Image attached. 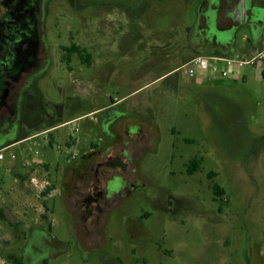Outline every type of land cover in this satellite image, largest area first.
<instances>
[{
  "label": "rangeland",
  "instance_id": "374dc122",
  "mask_svg": "<svg viewBox=\"0 0 264 264\" xmlns=\"http://www.w3.org/2000/svg\"><path fill=\"white\" fill-rule=\"evenodd\" d=\"M135 1L142 45L112 35L117 26L101 18V0H49L50 65L24 91L18 144L0 160V206L20 187L29 191L17 174L35 169L40 183L56 180L72 156L80 159L92 144L100 145L106 139L100 122L112 109L157 132L139 167L148 184L108 211L105 236L92 251L77 244L61 198L47 201L48 211L41 207L43 195L37 199L32 191L34 206L23 203L14 211L25 235L51 227V236L65 245L51 264H264V76L246 67L238 80L190 78L180 69L185 62L179 63V53L166 59L160 49L169 43L189 47L204 0H145L146 8ZM73 38L96 62L89 68L73 61L71 73L62 49ZM252 40L251 29L242 27L231 56L248 57ZM32 159L41 166L25 168ZM194 160L199 170L191 174ZM155 189L166 191L174 206H155L147 196ZM14 236L10 221H0V264H12Z\"/></svg>",
  "mask_w": 264,
  "mask_h": 264
},
{
  "label": "flooded vegetation",
  "instance_id": "af4514ba",
  "mask_svg": "<svg viewBox=\"0 0 264 264\" xmlns=\"http://www.w3.org/2000/svg\"><path fill=\"white\" fill-rule=\"evenodd\" d=\"M141 1L144 8L149 7L145 0ZM48 2L0 0V141L9 138L8 146L18 144L12 140H18L19 136L24 91L32 86L36 76L46 73L50 65L45 32ZM101 3L105 7V15L101 18L111 20V25L117 26L111 28L112 35L120 36L125 43L134 41L142 45L143 37L134 25L139 16L133 15L139 14L134 11L138 3L135 0H101ZM198 12L197 21L190 30L189 47L178 44L172 47L171 43L162 46L160 50L166 59L171 57V51L179 53L180 64L199 56L225 57L234 53L236 35L242 27L251 29L252 42L256 35L264 32V2L260 0H204ZM75 40L73 38L69 48L62 49L71 73L74 71L73 61L89 68L96 62L90 49ZM132 118L129 114L107 109L106 117L100 122L106 139L100 145L92 144L82 158L72 156L71 165L56 180L46 172L52 181L40 183L32 176L35 169L29 174H17L19 185L18 178H21L27 182L25 188H30L29 191L20 187L8 195L9 201L3 200L0 206V221L6 219L14 228V243L18 251L8 256L12 264H51L60 252L58 249L65 246L51 236V227L35 229L28 236L22 231L21 221L17 219L19 213L15 211L23 203L27 207L29 201L34 200L32 191H35L37 199L43 195L45 201L41 207L48 211L47 201L56 195L61 198V205L70 217L81 249L82 245L86 251L101 246L108 211L120 200L132 196L134 190H141L148 184L139 167L149 144L157 143L158 135L143 121L134 123ZM74 144L66 143L68 147ZM24 166L37 168L31 164ZM148 194V199L161 209L168 210L174 206L166 191L155 189ZM32 206L34 204L31 203L28 208Z\"/></svg>",
  "mask_w": 264,
  "mask_h": 264
},
{
  "label": "built area",
  "instance_id": "2783aa9c",
  "mask_svg": "<svg viewBox=\"0 0 264 264\" xmlns=\"http://www.w3.org/2000/svg\"><path fill=\"white\" fill-rule=\"evenodd\" d=\"M264 63V49L257 48L254 55L251 57L236 58V57H211V56H199L190 59L182 65L181 69L185 70L187 75L197 80V82L204 83L212 77L218 75L223 78L238 80L241 75V70L246 67H253L259 74H263L262 66ZM11 146H6L0 150V160H5L4 151ZM12 160H16L15 154L11 155ZM31 165L41 166L37 164L35 159L31 160ZM25 165V164H24Z\"/></svg>",
  "mask_w": 264,
  "mask_h": 264
},
{
  "label": "crops",
  "instance_id": "0c3cea01",
  "mask_svg": "<svg viewBox=\"0 0 264 264\" xmlns=\"http://www.w3.org/2000/svg\"><path fill=\"white\" fill-rule=\"evenodd\" d=\"M262 2H264V0H260ZM256 40H254L253 42H251V45H254V47L252 48L250 54L248 57H251L252 55H254V53L256 52L257 48H264V32L260 35H256V38H254ZM233 54V53H232ZM228 55L229 57H232L231 55ZM246 57V58H248Z\"/></svg>",
  "mask_w": 264,
  "mask_h": 264
},
{
  "label": "trees",
  "instance_id": "16d2710c",
  "mask_svg": "<svg viewBox=\"0 0 264 264\" xmlns=\"http://www.w3.org/2000/svg\"><path fill=\"white\" fill-rule=\"evenodd\" d=\"M199 165H200V162L198 160H194L192 163H191V166H190V170L189 172L191 174H193L194 172L198 171L199 170ZM214 192L217 196H221L224 192L222 190H220V187L218 185H215L214 187Z\"/></svg>",
  "mask_w": 264,
  "mask_h": 264
},
{
  "label": "water",
  "instance_id": "95a60500",
  "mask_svg": "<svg viewBox=\"0 0 264 264\" xmlns=\"http://www.w3.org/2000/svg\"><path fill=\"white\" fill-rule=\"evenodd\" d=\"M18 142V140H15V139H13L12 140V143H17ZM5 146H0V150L2 149V148H4Z\"/></svg>",
  "mask_w": 264,
  "mask_h": 264
}]
</instances>
